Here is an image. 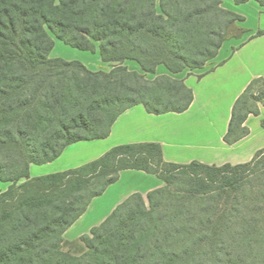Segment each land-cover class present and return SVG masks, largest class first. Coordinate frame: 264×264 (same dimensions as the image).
I'll return each mask as SVG.
<instances>
[{"label":"trees","instance_id":"obj_1","mask_svg":"<svg viewBox=\"0 0 264 264\" xmlns=\"http://www.w3.org/2000/svg\"><path fill=\"white\" fill-rule=\"evenodd\" d=\"M242 22L222 0H0V181L10 184L0 191V264L264 263V148L247 163L217 166L168 163L160 144H126L75 169L30 175L31 165L53 162L72 144L107 138L133 106L187 111L192 90L157 68H205L246 32ZM55 40L99 52L110 71L51 58ZM258 104L262 77L236 101L227 144L250 134L245 123ZM125 170L164 186L146 199L132 194L82 235L85 253L65 252L66 231Z\"/></svg>","mask_w":264,"mask_h":264},{"label":"crops","instance_id":"obj_2","mask_svg":"<svg viewBox=\"0 0 264 264\" xmlns=\"http://www.w3.org/2000/svg\"><path fill=\"white\" fill-rule=\"evenodd\" d=\"M222 5L225 9L244 17V22L239 25L246 32L240 37L227 40L208 66V70H185L172 74L164 66L157 68L156 75H169L183 80L192 90L193 101L187 111L155 115L149 113L143 105L133 106L118 117L107 138L81 141L66 147L53 162L31 165V177L78 168L98 160L114 147L126 144H160L164 160L175 164L198 161L221 166L226 163L237 165L251 161L257 151L264 148L263 105L259 106L258 116L250 115L246 120L245 125L250 130L247 137L232 145L227 144L224 137L238 98L252 80L264 78V36L253 37L258 30H264V7L255 0L240 5L233 0H222ZM246 7L254 11L257 19L254 25L248 24ZM59 42L55 40L51 58L80 61L60 55L55 49L58 48ZM98 55V59L101 60L99 52ZM80 62L95 71L90 61ZM131 63H135L136 66ZM106 65L109 64L100 65L99 62L96 67ZM125 65L132 71H140L139 65L134 61H126ZM9 185L0 181V191L7 190ZM163 186L164 182L156 175L139 170L122 171L119 180L110 185L102 196L94 198L87 211L66 231L65 240L80 239L82 235L88 234L132 194L140 193L146 199L149 192ZM106 200H110L112 204L110 210L85 228V222L94 216L98 205L107 202Z\"/></svg>","mask_w":264,"mask_h":264},{"label":"rangeland","instance_id":"obj_3","mask_svg":"<svg viewBox=\"0 0 264 264\" xmlns=\"http://www.w3.org/2000/svg\"><path fill=\"white\" fill-rule=\"evenodd\" d=\"M246 11H247L248 17H249L248 18V24L249 25H254L256 23L257 19L254 16L253 9L250 8V7H246ZM239 28L237 30L233 31L234 34L240 33ZM57 46H58V48L56 47L55 49L57 50V52L60 55H64L68 59L85 61L86 63H87V61H90L92 63V67H94V70L95 71H98V70L110 71V69L112 67L111 65H106V66H102V67H96V65H98L99 62H100V65L103 64V62L98 59L99 58L98 52L91 53V52H85V51H81V50H78V49H74V48H72L70 46L65 45L61 41L59 43H57ZM60 48H62V49H60ZM61 53H63V54H61ZM131 64H133L134 66H136L135 63H131ZM209 65L210 64H208L203 69L208 70V66ZM146 78L147 79H153L154 76H152L150 74H147L146 75ZM262 89H263V86L262 85H257L255 87L254 92L256 93V96H259V94L261 93L260 91ZM260 105L261 104H258V106H260ZM252 106H254V105H252ZM254 135L256 136V133ZM254 140H255V142H258V140H256V139H254ZM106 201L107 202H103L100 205H98L96 211H94L95 212L94 213V216L92 218H90L87 222H85V224H84V227L85 228H87L88 226H90V224L92 222L96 221L97 219H99L101 216H103L104 214H106L110 210L112 204H110V202H109L110 200H106ZM63 250L65 252H68V253H71V254L80 256L83 253H85L87 249H86V246L84 245V243H82V241L80 239H76V240H67L65 242L64 246H63ZM235 255H236V253L232 254V256H231V257H233L234 260L236 258H238V256H235ZM222 264H226V263L223 262ZM230 264H234V262H230ZM260 264H264V263H260Z\"/></svg>","mask_w":264,"mask_h":264}]
</instances>
